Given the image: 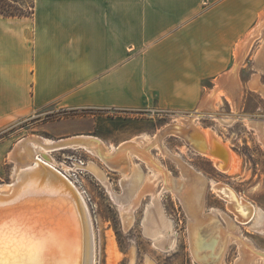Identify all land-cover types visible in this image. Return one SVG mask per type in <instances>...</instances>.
I'll return each mask as SVG.
<instances>
[{"label": "crops", "instance_id": "0c3cea01", "mask_svg": "<svg viewBox=\"0 0 264 264\" xmlns=\"http://www.w3.org/2000/svg\"><path fill=\"white\" fill-rule=\"evenodd\" d=\"M12 4L25 11H0V130L55 105L190 109L211 93L229 103L244 63L264 54V0Z\"/></svg>", "mask_w": 264, "mask_h": 264}, {"label": "rangeland", "instance_id": "374dc122", "mask_svg": "<svg viewBox=\"0 0 264 264\" xmlns=\"http://www.w3.org/2000/svg\"><path fill=\"white\" fill-rule=\"evenodd\" d=\"M25 1L26 5L31 2V0ZM24 9L12 4V0H0V11L15 13L25 11ZM260 34L262 38L259 51H264V31ZM255 46L256 41L252 43L251 49ZM259 58L260 56L256 58L255 65L254 63L252 65L251 60L244 63L243 71L237 75L238 86L226 92L229 103H225L219 97L217 101L215 98L212 99V104H209L204 97L196 107L190 109H165L157 105L142 108H61L55 105L50 107L52 109L50 112L36 118H23L12 126L0 130V184L10 183L15 179L18 164L16 158L20 154L15 155L14 150L21 141L29 144L36 138H41L43 142L44 139H51L56 142L54 146L58 143L60 146L52 148L51 152H44V156L84 191L89 203L93 239H95L94 264H205V260L199 259L200 252L196 253L193 250L189 233L191 216L183 205L184 202L175 192L188 188L187 183L192 178L191 170L200 171L207 178L201 217L207 219L212 214L214 221L216 219L214 231L220 232L227 241L223 257H220L221 259L217 257L219 261L212 264H238V259L241 257L247 258L253 264H264L262 256L247 250L252 246L254 249L264 251V231H259L253 226L256 217L251 215L246 219L239 218L233 204L220 197L211 185L212 181L226 182L241 196L264 211V140L254 125L255 121L262 122L261 128L264 129V93L259 89V91L249 89L246 83L254 72L264 83V63L259 62ZM204 83L211 87L209 80ZM182 122L195 124L219 134L236 152L237 157L239 156L238 171L232 175L220 171L210 157L196 153L181 137L170 131L165 132V129L172 124ZM261 132L264 135V130ZM81 134L98 135L108 146H116L130 140L138 142L143 140L142 143L150 144L154 160L167 171H165L167 186L160 171L161 177L158 176L159 169H155L150 163L147 164V160L134 155L131 162L141 167L146 175L149 174L147 175L149 179L154 174L148 181L150 185L152 180L155 181H152L155 184H153L154 190L159 192L163 208L171 219L175 231V240L170 242L172 245L169 244L170 246L165 248L157 246L154 237L144 232L142 220L146 205L151 201L150 192L140 195L134 208L135 221L126 226L121 210L113 200L108 187L90 170L83 167L90 159L95 160L105 169L115 191L122 189L121 172L114 170L116 167H110L99 156L93 155L84 148H61L64 146H61L62 142H58L59 140H68L74 135ZM69 141L67 144L70 143ZM34 153L35 150L31 149L30 155ZM156 176L158 179L155 180ZM241 240H245L249 246H242Z\"/></svg>", "mask_w": 264, "mask_h": 264}, {"label": "bare ground", "instance_id": "6f19581e", "mask_svg": "<svg viewBox=\"0 0 264 264\" xmlns=\"http://www.w3.org/2000/svg\"><path fill=\"white\" fill-rule=\"evenodd\" d=\"M260 61L264 63V54L260 56ZM255 74L252 76V82L248 84H250V88L259 89L264 93V85L261 84V81L259 82L257 73ZM212 94L208 96L207 101L209 104H212ZM261 123L255 121L254 125H256L260 137L264 140V135L261 132L264 129L262 130ZM209 130L195 124L190 125L189 123L184 124L182 122L172 124V126L165 129V132L170 131L181 137L186 145L192 147L196 153L210 157L220 171L231 175L234 174L239 169V156L237 157L236 152L219 134ZM67 141L70 143L67 144ZM142 141L130 140L116 146H108L98 135L81 134L70 137L68 140L61 139L58 142H62L61 146L64 147L61 148H84L93 155L99 156L110 167H116L114 170L121 172L122 189L121 191H115L110 184L105 169L99 163L90 159L85 167H83L90 170L96 175L98 180L108 187L113 200L121 210L126 226L131 225L135 221L134 208L140 195L150 192L152 195L151 201L146 205L142 220L144 232L154 237L157 246L160 245V247L165 248L170 246L169 244L172 245L170 242H174L175 231L172 228L171 219L163 208L159 192L157 193L154 190L155 186L153 187V184L155 181L152 180L154 182L151 181V185L150 181H148L154 174L150 175L149 179L147 176L149 174L146 175L141 167L135 166L134 163L133 166L131 158L137 155L145 159V161L147 160V164L150 163L155 166V169H159L157 171L158 176H160V171L163 180H165V185L167 183L165 178L166 170L154 160L151 155L150 144L142 143ZM54 144L56 142L51 139H44L43 142L41 138H36L29 144L21 141L16 146L14 154L17 156L20 154V157L16 158L18 164L14 176L15 179L10 183L0 184V218H3L10 225L19 226L34 235L48 236L55 240V244L50 250L39 253L27 248L5 245L0 247V264H94L95 239H93L92 216L89 203L84 191L64 171L44 156V152H51L52 148L60 146L59 143L55 146ZM31 149L35 150L34 155H30ZM138 164L141 165L140 163ZM150 169L152 168L150 167ZM155 169L153 168V170ZM191 172L192 178L187 183V186L189 184L188 188L186 186L187 189L185 188L186 190L184 191L183 188L179 191H173L179 195L184 202L183 205H185L191 216L189 233L191 235L193 250L196 253L200 252V256L198 255L199 259L205 260V264L216 263L219 261L217 257L219 259L223 257L222 254L227 241L226 238L221 236L220 232L214 231L216 219L214 221L212 214L207 219L201 217L207 178L200 171L191 170ZM166 177L168 178V176ZM156 179H158L157 176ZM168 180L171 182L170 179ZM211 185L220 197L233 204V208L236 210V215L239 218L246 219L254 215L256 219L253 226L259 231H264V211L260 207L245 199L233 186L226 182L212 181ZM240 242L242 246L249 244L245 240H241ZM247 250L252 252V254L255 253L262 256V259H264V251L254 249L252 246H249ZM238 264L253 263L247 260V258L241 257L238 259Z\"/></svg>", "mask_w": 264, "mask_h": 264}, {"label": "snow or ice", "instance_id": "6c2138e0", "mask_svg": "<svg viewBox=\"0 0 264 264\" xmlns=\"http://www.w3.org/2000/svg\"><path fill=\"white\" fill-rule=\"evenodd\" d=\"M54 244L55 240L48 236L34 235L0 218V247L9 245L39 253L50 250Z\"/></svg>", "mask_w": 264, "mask_h": 264}, {"label": "built area", "instance_id": "2783aa9c", "mask_svg": "<svg viewBox=\"0 0 264 264\" xmlns=\"http://www.w3.org/2000/svg\"><path fill=\"white\" fill-rule=\"evenodd\" d=\"M82 162V161H81Z\"/></svg>", "mask_w": 264, "mask_h": 264}]
</instances>
